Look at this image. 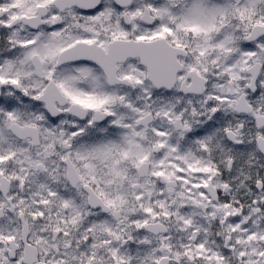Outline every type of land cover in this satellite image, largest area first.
<instances>
[{
	"label": "snow or ice",
	"instance_id": "snow-or-ice-1",
	"mask_svg": "<svg viewBox=\"0 0 264 264\" xmlns=\"http://www.w3.org/2000/svg\"><path fill=\"white\" fill-rule=\"evenodd\" d=\"M0 264H264V0H0Z\"/></svg>",
	"mask_w": 264,
	"mask_h": 264
}]
</instances>
